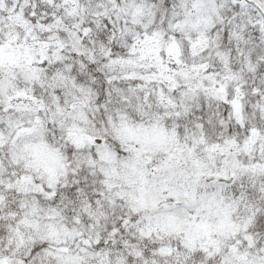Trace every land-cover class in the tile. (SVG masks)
Here are the masks:
<instances>
[{
	"label": "snow or ice",
	"instance_id": "snow-or-ice-1",
	"mask_svg": "<svg viewBox=\"0 0 264 264\" xmlns=\"http://www.w3.org/2000/svg\"><path fill=\"white\" fill-rule=\"evenodd\" d=\"M0 264H264V0H0Z\"/></svg>",
	"mask_w": 264,
	"mask_h": 264
}]
</instances>
